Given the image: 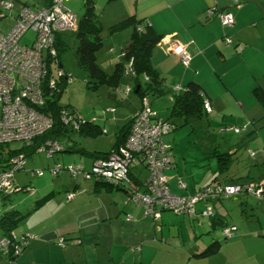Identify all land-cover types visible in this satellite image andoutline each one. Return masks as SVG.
<instances>
[{
	"label": "crops",
	"instance_id": "0c3cea01",
	"mask_svg": "<svg viewBox=\"0 0 264 264\" xmlns=\"http://www.w3.org/2000/svg\"><path fill=\"white\" fill-rule=\"evenodd\" d=\"M134 1L133 15L144 18L149 22L151 28L162 36L161 41L152 49L150 57L151 66L157 72V82L153 88L149 89L148 93L151 107L157 111L160 117L167 118L171 111L174 96L179 94L190 82L200 87L212 107L210 112L202 113L199 118H189L187 124L181 125L184 129L190 127L191 131H196V128L199 127L205 135L208 146L206 150L207 161H204L203 165L208 167V171L203 168L195 169L193 174L187 173L184 169L180 171L183 166L179 165L176 158L173 160L172 153V167L164 172L170 192L187 196L199 188L215 183L241 184L259 181L264 185V103L260 99V95L264 94V0ZM20 3L27 4L26 2ZM45 3L34 6V8L41 7ZM212 6H216L221 11L230 10L234 16L233 25L223 27L218 17L207 15L206 10ZM228 37L231 38L230 43L225 41V38ZM127 42L128 40L123 46L116 43L111 46L110 43L105 52L98 55V61L102 60V62L108 63L103 66L105 71L111 73L115 62H117L114 51H111L112 47L119 49L125 47ZM174 43L186 44L187 52L191 56L187 67L183 66L178 57L170 52L169 49ZM104 44L106 45V43ZM60 65L62 66L61 62ZM141 78L142 76L139 77V79ZM130 79L123 73L118 77L117 86L104 85L110 88L109 94L114 92V101L119 99L121 94L119 90L128 84ZM141 85H143L142 82ZM177 87H180L181 90L177 91ZM136 93L134 90L133 94L137 95ZM127 98L130 99L123 98L120 102H114V105L106 110L112 114L110 120L114 124L116 137L122 135L127 129L131 116L139 106V96L130 97L129 94ZM163 109L169 110L166 117H163L166 115ZM94 118L95 123H97L96 117ZM108 119L103 117L102 121L106 122ZM180 121L182 120L178 122ZM228 126L241 127V131L235 133L232 130H226L225 127ZM174 131V138H176L181 132L180 130L177 131V128ZM165 135L161 137V141L171 148L170 144L163 141ZM92 161L93 158H90V165ZM252 171L257 173L253 174V176L256 175L255 178H251ZM131 173L141 181L146 176L145 171L144 173L141 172L139 166L133 167ZM178 180L185 183L184 188L178 187ZM104 188L114 195L107 207L110 213L108 218L114 217V223L119 222L122 232L128 224L130 234L134 235V240L129 236L130 241L140 240L142 243L139 252L131 251L128 258L125 252L123 254L121 252L125 248L128 249L127 243L118 244L117 247L121 251L118 254L115 253L117 258L114 257V253L110 254L112 259L109 262H113V264H136L138 262L152 264L153 261L149 258V252L144 255V232H147L150 227L151 229L154 228L153 239L159 242L158 247L148 246L152 250L163 248L165 253H168L169 250L182 251L183 254L185 253L187 263L192 264L201 263L204 258H213L212 256L217 254L223 246H219L216 252L205 257H196L195 255L203 252L208 245L217 240L211 241L206 236L204 241H200L201 243L194 241L196 235L192 231L193 227L190 228L189 224L202 225L204 221V225L208 229H218V231L223 225L234 224V222L229 223L227 221L226 208L228 204H232L231 202L242 199L246 200L241 202L240 207L245 206V208L249 207L250 209L253 208L252 203L255 200L258 215L255 219H251L252 217L247 215L245 211L240 215V221L244 225L250 224V226L243 230L242 235L236 240L229 245L226 244L228 248L225 256L227 257L226 263L264 264V250L257 251L259 248H264L262 247L264 243H260L264 242V195L261 199L238 194L229 198L211 200L209 204L213 207L215 214L210 218L201 216L191 218L188 215L176 214L171 217L167 215V211H164L160 218L154 222L150 217L143 215L142 208L128 197L125 190L106 186ZM204 206L203 203H199L197 208L201 209ZM128 215L131 217L129 220H127ZM100 217L104 219L106 215H96L97 219ZM96 218L78 216L77 220L72 223V227L67 226L66 231L71 233L72 238H76L73 239L75 242L80 241L79 244L83 240L78 235L84 234L85 237L87 236L86 243H88L94 238L92 236L94 233L88 229L97 224ZM175 219L177 220L176 226L173 225ZM169 222L172 223L171 228L167 227ZM181 224L183 225L177 227ZM24 232H30V230ZM45 233H42L41 237L49 238V234ZM146 235L148 236L149 232ZM248 236L252 238L261 237L259 238L261 239L258 244L259 248L254 246L253 239L246 238ZM55 239L53 237V240ZM147 242L151 243L152 241L148 240ZM191 243H193L192 252L186 249V246ZM219 243L221 244V242ZM31 244L36 247L38 243L37 241H30L28 246ZM112 245L114 246V244ZM19 259L20 257H17L14 263L19 264ZM85 260L88 264L92 263L90 259ZM44 261L46 259H33L30 264L32 262L45 264ZM97 261L98 259L95 261L96 264H99L100 262ZM14 263L9 261V257L0 247V264ZM49 264L57 263H53L51 260Z\"/></svg>",
	"mask_w": 264,
	"mask_h": 264
},
{
	"label": "rangeland",
	"instance_id": "374dc122",
	"mask_svg": "<svg viewBox=\"0 0 264 264\" xmlns=\"http://www.w3.org/2000/svg\"><path fill=\"white\" fill-rule=\"evenodd\" d=\"M45 1L46 0H14L13 8L10 11L3 9L0 6V33L6 34L13 27L15 23L14 18L16 9L20 2H26L30 7H34L45 3ZM84 1L85 0H66L64 4L78 18H80L84 11ZM93 2L97 22L102 28L100 33L102 44L106 43L107 45L104 44V46L101 47L98 52V55H100L108 48V44L110 46L111 43L112 46L113 43H116L119 45L122 44L123 46L126 41L129 40L131 29L126 28L119 32L112 33L110 32L109 27L129 15H133L135 1L93 0ZM61 38L63 44H61L58 49V57L62 63L63 71L71 76V80L66 83L65 89L61 93L58 103L76 111L83 119L91 118L94 120V117H96V124L98 125L99 130L93 135L81 134L79 132H68V136L59 140V143L64 147L65 151L56 153L52 157H48L44 152L38 151L27 154L25 157L26 163L24 169L18 170L14 173V183L20 187L30 185L33 190L32 192L18 190L9 195L0 193V215L4 211L16 212L20 219L17 222L15 231L24 232L30 230L34 237L31 238V241H37L38 243L36 247L31 244L17 256L18 258L20 257L19 264H30V261L33 259H46V261H44L45 264L51 263V260L53 263L57 264L60 262H63L64 264H88L85 262V259H90L92 262L90 264H96V259L100 262L99 264H113V262H109L112 259L110 254L114 253V257L117 258L116 254L121 251L117 247L118 244L127 243L128 249L125 248L121 251L122 254L125 252L127 258L131 255V251L138 253L142 244L140 240L136 242L130 241L129 236L134 240V235L130 234L128 224H126V228L124 232H122L119 222L116 221L114 223V217L108 218V214L110 215V213L107 207L113 199V193L106 191L101 183L98 184L94 180H83L81 178L74 179L65 170L52 177L48 172V168L54 165V163H59L62 167H66L72 163L82 162L85 168L88 169L90 165V157L87 154L82 153V149H85L88 152L109 151L116 141V130L114 124L110 120L112 114H109L106 110L107 108L112 107L114 102H120L123 98L128 99V94L125 95V93L122 92L119 99L114 101V92L112 91L111 94H109V87L104 85L95 87L96 80L90 78L86 71L80 67L77 62L75 50L78 43L75 37V31H64L61 33ZM32 39L33 33L29 31L22 38V42L30 43ZM99 62L102 64V67L108 64L107 62H102V60ZM129 94L130 97L137 96L133 94L132 90ZM140 105L141 101L139 99V106ZM163 111H165L166 115L162 116L166 117L169 110L163 109ZM103 117L109 119L106 122H103ZM102 130H105V132H102ZM179 130L181 132H179V136L174 138L175 131H173L166 134L163 137V141L171 145L173 160L176 158L177 162L179 161V165L183 166L180 171L184 169L190 174H193V171L198 168H203L205 171H208V167L203 165V162L207 161L206 150L208 142H206V137L201 132V129L198 127L196 128V131H191L190 127H185L184 129L183 126H179L177 131ZM7 145L10 148H17L21 146L22 143L19 141H13ZM68 146L69 148L73 147L74 150L67 151L66 149ZM31 170H43L44 174L40 177L31 176ZM141 172L144 173L143 170H141ZM251 174V178H255L256 175L253 176V174L257 173L252 171ZM119 189L124 188L119 187ZM73 190H75L76 195L71 201H67L65 198L66 193ZM244 200L246 199L235 200L234 202H231L234 205H227L226 211L228 216H226V219L229 223L234 222L237 228L234 237L230 240L224 241L218 229H208L207 226L204 225V221L202 222V225H198L197 223L189 224L190 228L191 226L193 227L192 231L196 235L194 236V241H199L198 243H201L205 240L206 236H208L211 241L213 239L217 240L221 242L220 246H223L217 254L212 256L213 258H204L201 260V263L196 264H232L226 263L227 257L225 256L228 250L226 244L229 245L232 243L242 235L241 232L243 230H246V228H249L250 226V224L244 225V223L240 221V215L244 211L247 215L252 217L251 219H255L258 215V213H256L258 208L256 209L255 207V200L253 201L254 203H252L253 208L250 209L249 207L245 208V206H243L242 209L240 204ZM166 213L171 217H174L175 215L172 212ZM97 214L100 216L105 214L106 217L104 219L100 217V221L96 218ZM81 215L88 218H96L97 224L92 225L91 228L88 229L90 232L94 233L92 235L94 238L91 237L92 239L86 243L87 236L85 237L84 234H80L78 236L83 241L79 244L73 240L76 238H72L73 236L71 233H67L66 230L68 227H72V223ZM123 219L125 220L124 217ZM176 221L177 220L175 219L173 222V225L175 226L177 225ZM171 224L172 223L170 222L167 223V227L171 228ZM182 225L183 224L177 227ZM153 230L154 228H149L147 231L149 232L148 236L146 235L147 232H144V255L149 252V258L153 261L152 264H192L187 263L185 259L186 256L184 255L185 253L183 254L182 251L169 250L168 253H165L163 248H157V251L148 248V246L152 245L158 247L159 242L153 239ZM42 233L49 234V238L41 237ZM53 237L56 239L53 240ZM246 238L256 241H253L252 243L259 248L258 244L259 241H261L259 238L261 237L252 238L248 236ZM62 239H65V244L60 243V240ZM148 240L152 242L148 243ZM112 244H114V246ZM192 245L193 243L186 246V249L190 250V252L193 250L191 247ZM262 247H264V244H262ZM262 250H264V248H259L257 251ZM14 262L15 261H13V263Z\"/></svg>",
	"mask_w": 264,
	"mask_h": 264
},
{
	"label": "built area",
	"instance_id": "2783aa9c",
	"mask_svg": "<svg viewBox=\"0 0 264 264\" xmlns=\"http://www.w3.org/2000/svg\"><path fill=\"white\" fill-rule=\"evenodd\" d=\"M66 0H50L41 7H30L20 3L16 9L15 23L6 33H0V146L19 141L24 145L47 132L53 125L48 112L42 110L53 93L60 90L62 82L68 83L71 76L66 74L60 66L55 46L56 36L64 31H76L78 17L65 6ZM0 6L5 10L13 8V1H2ZM207 15L218 17L223 27H231L234 16L230 10H218L212 6L206 10ZM31 31L33 39L30 43L22 42L24 35ZM226 43L231 38H225ZM170 52L178 57L183 66L187 67L191 56L187 52L186 44L174 43ZM118 57L123 55L120 49L114 48ZM132 59L124 62L123 73L132 80L135 72ZM142 81H148L146 74H142ZM134 84L130 81L121 88L120 93L125 95L133 90ZM180 91V87L176 88ZM141 105L131 116V122L123 144L113 148L103 157L93 159L88 169L82 163H72L62 167L54 163L48 168L49 174L54 177L61 171H67L74 179L100 180L109 183L114 188H124L128 197L143 210V215L156 222L164 211L176 215L210 217L213 209L210 199L228 198L232 195L245 194L261 199L264 195V185L261 182L252 183H215L199 188L191 195H177L169 190L165 170L172 167V152L169 145L161 141V137L170 133L174 125L160 118L156 110L151 107L148 96L141 97ZM212 109L210 102L205 98L204 112ZM60 122L77 131L85 123L77 112H68L61 109L58 115ZM91 122L92 119L86 120ZM226 130L240 133L241 127L228 126ZM105 132V130H102ZM64 147L57 140H48L40 145L36 151L44 152L48 157L64 151ZM252 154V153H251ZM26 158L21 154L12 156L7 167L0 168V192L10 194L17 190L14 185V173L23 170ZM139 166L146 176L141 185L133 184L129 178L132 168ZM43 170H31L32 176H42ZM132 174V173H131ZM179 188L185 183L178 180ZM32 192L33 188L28 187ZM76 195L75 190L66 193V200ZM199 203L205 206L197 208ZM131 219L128 215L127 220ZM237 228L228 225L220 229L225 239L234 237ZM33 237L16 236L12 238L26 245ZM34 238V237H33ZM9 238L0 240V247L6 249ZM63 239L60 240V243ZM78 243L80 241H77ZM18 247L15 252H18ZM38 264V263H32Z\"/></svg>",
	"mask_w": 264,
	"mask_h": 264
},
{
	"label": "trees",
	"instance_id": "16d2710c",
	"mask_svg": "<svg viewBox=\"0 0 264 264\" xmlns=\"http://www.w3.org/2000/svg\"><path fill=\"white\" fill-rule=\"evenodd\" d=\"M2 1H9V0H0V2ZM10 1H13V0H10ZM49 1L50 0H46L45 4H47ZM126 28L131 29L129 40L125 47L119 48L123 52V55L121 57H118L117 53L113 52L114 56L117 59V62H115L112 72L108 73L107 71L103 69V67L98 61V52L100 51L102 47V39L100 36L102 28L97 22L94 2L93 0H85L83 14L80 18L77 19V29L75 31V37L77 39L78 44H77L75 53L77 57V62L80 65V67H82L86 71L87 75L90 78L96 80L95 87H98L99 85H109V86H114V87L117 86L118 84L116 83L118 81V77L120 75H123L124 62L128 61L129 59H132V63H133L132 65H133V69L135 72L134 79L133 80L130 79L134 84V88L132 91L135 90L136 85H139L140 87L136 94L137 96H139L141 100L142 96H145V95L148 96V93L150 91L149 89L153 88L155 82H157L156 81L157 72L151 66L150 57L152 54V49L154 48V46H156L161 41L162 36L157 34L151 28L148 21L144 20V18H138L135 15H129L123 20L110 25L109 30L110 32L113 33V32H119ZM61 44H63V42H62L61 34H59L56 36V42H55L57 56H58V49ZM114 48L115 47H112V49ZM142 74H146L149 80L143 82L142 79H139V77H141ZM141 82L143 85H141ZM65 86H66V83L62 82L60 90L57 93H53L50 99L47 100L45 107L41 108L42 110L48 112V114L51 115L52 120H53V125L47 132H45L41 136L34 138L30 142L29 145L22 144L21 146L17 148H10L7 144L0 146V168L1 169L7 167L8 160L12 156L21 153L24 157H26L27 154L35 152L37 148L40 145H42L45 141L57 140L59 142L60 139L68 136V132H79L81 134H89V135H93L98 132L99 128H98V125L95 123V119L89 122V121H86L89 119L85 118V123H83L82 126L80 125V128L77 131L73 130L71 127L64 126L60 122L58 115L60 114L61 109H66L68 112L73 111L67 106H62L58 103L59 97L61 93L64 91ZM204 99H205L204 93L197 84L190 82L187 85H185L182 91L179 94H176L174 96L173 101H172V106L170 108L171 111H170L169 116L165 119L162 118L164 121L168 123L170 122L174 125V128L171 132H173L179 126L187 124L189 118H199L202 115V113H204V110H203ZM260 99L262 103H264V94L260 95ZM179 120H182V121L178 122ZM130 122H131V118L129 120L128 126L126 127L127 129H125L122 135H118L116 137V141L109 151L88 152L87 150L82 149L81 152L87 154L90 158H93V159L108 155L113 148H116L117 146L124 143L126 135L128 133ZM66 150L73 151L74 148L73 147L69 148L68 146ZM129 178L133 184L141 185V181L139 179H136V177H134L131 173L129 175ZM134 179H136V181H134ZM96 183L98 184L101 183L103 186L113 188L112 185L104 181L98 180L96 181ZM14 187L17 190L13 192H16L18 190L28 191L27 188L31 186L27 185V186L20 187L18 185H15ZM116 189H119V188H116ZM5 195H9V194H5ZM218 199H224V198H218ZM218 199H210V201L218 200ZM212 212H213L212 213L213 215L210 217L214 216L215 214L214 209ZM210 217H207V218H210ZM194 218H197V217H194ZM19 219H20L19 215L13 211H4L0 215V240L2 238H9L10 244H8L6 249H3V251L7 254V256L9 257V261L11 262L15 261L17 256L25 248L28 247L31 241L29 240V242L25 246L20 245L18 247V245L20 244V241L12 238V233H14L18 237L27 236L31 234V232L15 231V228L17 227V222ZM230 225L233 226L234 224H230ZM225 226H228V225L221 226L219 228V232H220V229ZM222 239L224 241L230 240V239H225L223 237ZM64 240L65 239H63L62 244H65L66 241ZM219 246H220L219 241H214L210 245H208L206 249H204L203 252L195 256L205 257L209 254L216 252ZM17 247H18V252H15V249ZM32 263H35V262H32ZM136 264H144V263L138 262Z\"/></svg>",
	"mask_w": 264,
	"mask_h": 264
},
{
	"label": "water",
	"instance_id": "95a60500",
	"mask_svg": "<svg viewBox=\"0 0 264 264\" xmlns=\"http://www.w3.org/2000/svg\"><path fill=\"white\" fill-rule=\"evenodd\" d=\"M139 87H140L139 85H136V87H135V92L138 91Z\"/></svg>",
	"mask_w": 264,
	"mask_h": 264
},
{
	"label": "clouds",
	"instance_id": "9594fccd",
	"mask_svg": "<svg viewBox=\"0 0 264 264\" xmlns=\"http://www.w3.org/2000/svg\"><path fill=\"white\" fill-rule=\"evenodd\" d=\"M14 1V0H13ZM60 61V60H59ZM61 66V65H60Z\"/></svg>",
	"mask_w": 264,
	"mask_h": 264
}]
</instances>
